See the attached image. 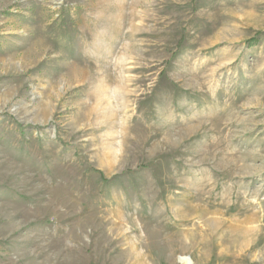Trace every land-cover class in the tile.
<instances>
[{"label":"rangeland","instance_id":"rangeland-1","mask_svg":"<svg viewBox=\"0 0 264 264\" xmlns=\"http://www.w3.org/2000/svg\"><path fill=\"white\" fill-rule=\"evenodd\" d=\"M0 264H264V0H0Z\"/></svg>","mask_w":264,"mask_h":264},{"label":"bare ground","instance_id":"bare-ground-1","mask_svg":"<svg viewBox=\"0 0 264 264\" xmlns=\"http://www.w3.org/2000/svg\"><path fill=\"white\" fill-rule=\"evenodd\" d=\"M86 75V74H85Z\"/></svg>","mask_w":264,"mask_h":264}]
</instances>
